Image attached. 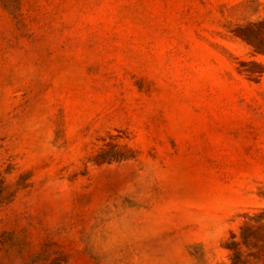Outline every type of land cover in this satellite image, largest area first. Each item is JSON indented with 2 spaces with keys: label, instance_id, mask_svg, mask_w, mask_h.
<instances>
[{
  "label": "rangeland",
  "instance_id": "1",
  "mask_svg": "<svg viewBox=\"0 0 264 264\" xmlns=\"http://www.w3.org/2000/svg\"><path fill=\"white\" fill-rule=\"evenodd\" d=\"M0 264H264V0H0Z\"/></svg>",
  "mask_w": 264,
  "mask_h": 264
}]
</instances>
